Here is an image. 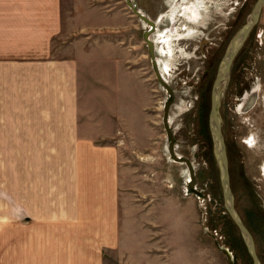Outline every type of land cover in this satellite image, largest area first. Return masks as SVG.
<instances>
[{
	"label": "rangeland",
	"instance_id": "1",
	"mask_svg": "<svg viewBox=\"0 0 264 264\" xmlns=\"http://www.w3.org/2000/svg\"><path fill=\"white\" fill-rule=\"evenodd\" d=\"M169 1L61 0L62 27L53 40V54L79 60L80 113L88 128L81 135L116 146L122 162L142 175L141 181L160 189L158 203L176 202L175 244H168L167 235L161 237L163 254H171L168 263L229 264L217 244L230 253L232 264H252L239 231L224 210L209 111L219 65L257 0H241L240 10L236 0H207V16L202 14L206 21L196 26L183 25L182 17L170 25L166 17ZM134 6L157 24L162 40L177 30L188 37L171 40V61L159 70L173 93L168 118L175 138L174 154L191 162L194 188L201 198L186 194L187 166L169 156L162 124L168 92L152 69L143 38L149 27H143ZM190 31L191 37L187 35ZM153 34H149L150 40ZM230 69L220 86L217 105L229 185L235 211L264 264V4ZM254 86L258 90L252 104L241 113L242 98Z\"/></svg>",
	"mask_w": 264,
	"mask_h": 264
},
{
	"label": "crops",
	"instance_id": "2",
	"mask_svg": "<svg viewBox=\"0 0 264 264\" xmlns=\"http://www.w3.org/2000/svg\"><path fill=\"white\" fill-rule=\"evenodd\" d=\"M61 27V0H0V264H169L176 202L81 135L79 60L53 54Z\"/></svg>",
	"mask_w": 264,
	"mask_h": 264
},
{
	"label": "water",
	"instance_id": "3",
	"mask_svg": "<svg viewBox=\"0 0 264 264\" xmlns=\"http://www.w3.org/2000/svg\"><path fill=\"white\" fill-rule=\"evenodd\" d=\"M263 4H264V0L256 1L249 15L247 24L239 31V33L233 39V40L237 39V44L233 47L232 50L229 47L230 49H228L227 53L225 54L224 59L219 65L217 74L215 76V79L211 87L210 111H209V132L213 139V151H214L215 161H216V164L218 166V171H219V184L221 188V195H222L224 210L227 212L229 218L231 219V221L234 223L237 230L239 231V234L241 236L243 243L245 244L246 250L248 252V255L250 257L252 264H261V263L256 253L253 238L251 234L249 233V231L246 229V227L243 225L242 221L239 219L235 211L234 205H233L232 193H231V189L229 185L227 156H226L225 144H224L220 121H219L218 112H217V105H218V99H219L220 86L225 81L227 74L229 73L233 59L235 58L241 46L247 39L251 29L257 23V20L259 18V13H260V10ZM133 11L135 14H137L139 18H141L144 22H146L150 27V29H148L147 31L143 33V38H144V41L146 42L147 51L150 57L152 69L156 75V78L160 82L159 77L161 78V76L159 72L157 71V67L155 64L153 45L151 43L152 41L149 38V34L154 29L153 28L154 24L151 20L145 18L142 14H140L136 10L135 6L133 8ZM164 86L168 92V99L164 103V106H163L162 124H163V128L165 130L166 137L168 140L169 156L171 160H173L174 162L185 164L189 170L190 179L187 181V184H186V194L187 195L193 194L196 197L201 198V193L194 188L195 180H194V174H193L191 162L187 158L176 157L174 154L175 138L173 136L172 130L170 129L168 125V110L173 103V93L167 85H164ZM253 98L254 97L252 96L250 99V103H252ZM216 247L220 252H222L225 255V257L229 261V264H232L230 253L225 248L220 247L217 244H216Z\"/></svg>",
	"mask_w": 264,
	"mask_h": 264
},
{
	"label": "bare ground",
	"instance_id": "4",
	"mask_svg": "<svg viewBox=\"0 0 264 264\" xmlns=\"http://www.w3.org/2000/svg\"><path fill=\"white\" fill-rule=\"evenodd\" d=\"M169 1V0H168ZM185 0H170L169 1V4L168 6L170 7V10L168 11V15L166 16L168 21H169V24L171 25L172 23L176 22L175 20L178 19L179 17H182L183 19L185 20H181V23H183V25L185 24H190V26L192 25H197L198 23H203V21L205 22V19H204V16L202 17V14L204 13L205 11V14L207 15L208 11H207V4L210 3L209 1L205 2L203 0H201V4L200 2H198L197 0H186L185 2H183ZM178 3V4H177ZM178 5V6H177ZM140 14H143L140 12ZM179 15V16H178ZM145 16V15H144ZM143 21V20H142ZM143 27L144 28H148L149 25H147L145 22L143 23ZM156 25V26H155ZM154 26L157 27V24H155ZM180 25V24H179ZM203 25V24H202ZM255 26V25H254ZM253 26V27H254ZM183 27V26H182ZM188 27V26H187ZM187 27H186V30H187ZM191 28V27H190ZM150 29V27L148 28ZM147 29V30H148ZM185 30V29H184ZM156 31H160V29L156 30ZM155 31V32H156ZM173 31V30H171ZM175 31V30H174ZM178 31V30H177ZM174 32L172 33L171 35H166L163 37V40H162V32H158L156 34H153L152 37H151V43L153 45V50H154V57H155V64H156V67H157V71L159 72V74H161V70H159V67L161 66H166L167 65V62L168 61H171V57L173 55V51H174V48L172 47L173 45L171 44V40H173V38L175 36H177L176 38H182L184 39L185 37H183L184 34L182 35H179L178 32ZM154 32V29L153 31ZM151 32V33H152ZM154 32V33H155ZM192 31L188 32V36L190 35L191 37V33ZM150 33V34H151ZM176 33V34H175ZM196 34H197V31H196ZM154 35H155V39H154ZM193 35V34H192ZM175 38V39H176ZM188 38V37H187ZM161 41V42H160ZM246 41V40H245ZM237 44V39L233 40L231 42V50L233 49V47ZM244 44V43H243ZM243 46V45H242ZM241 46V47H242ZM229 48V49H230ZM241 49V48H240ZM237 55V54H236ZM236 57V56H235ZM165 58V60H164ZM235 59V58H234ZM233 59V61H234ZM232 61V63H233ZM231 63V65H232ZM228 75V74H227ZM161 76V75H160ZM159 80H160V84L161 85H165L166 83H164L162 80V76L161 78L159 77ZM165 87V86H164ZM250 96V95H249ZM249 96H244L243 98V104L244 103H248L250 101L251 98H249ZM253 96V95H252ZM168 99V98H167ZM167 101V100H166ZM165 101V102H166ZM219 101V99H218ZM243 106V105H242ZM240 110L243 111V108L240 107ZM240 111V112H241ZM218 112V111H217ZM243 113V112H242ZM220 121V119H219ZM171 124V121H170V118H168V125ZM221 126V124H220ZM171 127V126H170ZM247 142H251V141H247ZM226 150V149H225ZM227 156V154H226ZM228 161V160H227ZM186 166V165H185ZM228 166V165H227ZM188 169V168H187ZM188 172V173H187ZM264 172V170H263ZM187 175L190 176L189 174V170L186 171ZM190 179V178H189ZM188 181V180H187Z\"/></svg>",
	"mask_w": 264,
	"mask_h": 264
},
{
	"label": "flooded vegetation",
	"instance_id": "5",
	"mask_svg": "<svg viewBox=\"0 0 264 264\" xmlns=\"http://www.w3.org/2000/svg\"><path fill=\"white\" fill-rule=\"evenodd\" d=\"M236 2H238L239 3V5H238V10H240V3H241V0H236ZM237 3V4H238ZM161 6H162V3H161V5H159V12H157V16H158V22H157V24H159V27H160V25L162 24V8H161ZM208 11V10H207ZM205 12V11H204ZM238 13V12H237ZM205 16H207L206 14H205ZM207 18V17H206ZM206 18H204L205 19V21H206ZM154 25L156 24L155 22L153 23ZM216 27H217V29H219V25H218V23H217V25H216ZM153 28H154V31H155V29H160V28H158V27H155V26H153ZM152 34H153V32H152ZM224 41H222V43H223ZM214 44V43H213ZM231 68V67H230ZM231 70V69H230ZM229 70V71H230ZM258 90V88H257V86H254L252 89H251V91L250 92H248V93H246L244 96L246 97V96H249V98H251L252 97V95H253V97L255 96V92ZM244 98V97H243ZM243 98H242V103L239 105V107H238V110H240V107H242L243 108V111L248 107V106H250L252 103H250V101L248 102V103H244L243 104ZM243 105V106H242ZM248 109V108H247ZM231 110V109H230ZM241 111V110H240ZM243 111H241V113L243 112ZM249 120H250V118H249ZM264 173V172H263Z\"/></svg>",
	"mask_w": 264,
	"mask_h": 264
}]
</instances>
